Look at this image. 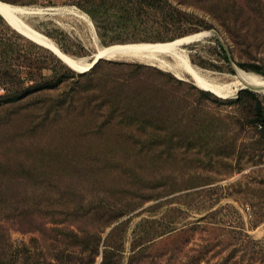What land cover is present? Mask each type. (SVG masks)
Masks as SVG:
<instances>
[{"label": "rangeland", "instance_id": "1", "mask_svg": "<svg viewBox=\"0 0 264 264\" xmlns=\"http://www.w3.org/2000/svg\"><path fill=\"white\" fill-rule=\"evenodd\" d=\"M0 1L52 8L25 22L75 58L189 37L182 48L196 69L264 78V0ZM86 9L112 20L102 36ZM203 32L211 34L187 44ZM134 63L150 65L102 59L71 73L0 15V69L10 78L20 68L24 85L59 79L49 94L72 102L48 109V91L14 101L0 82V264H264V128L255 115L264 93L206 94L183 70L126 65Z\"/></svg>", "mask_w": 264, "mask_h": 264}, {"label": "bare ground", "instance_id": "2", "mask_svg": "<svg viewBox=\"0 0 264 264\" xmlns=\"http://www.w3.org/2000/svg\"><path fill=\"white\" fill-rule=\"evenodd\" d=\"M42 11L43 8L36 6H15L0 1V15L6 18L11 27L13 26L22 34L53 51L66 65L76 71H86L89 69L94 56L105 55L104 57L109 59H137L155 64L160 68L171 69L175 74H180V70H183L188 73L194 81L193 83L201 88L210 90V92H214V94L230 95L240 87H251L264 93V78L256 73L237 69V74L227 77V79H221L211 77L193 67L188 60L187 51L182 48V44L189 37L164 42H134L96 46L94 55L91 58L72 57L62 52L49 37L33 29L25 22L24 16L39 12L43 13ZM85 18L87 17L85 16Z\"/></svg>", "mask_w": 264, "mask_h": 264}, {"label": "trees", "instance_id": "3", "mask_svg": "<svg viewBox=\"0 0 264 264\" xmlns=\"http://www.w3.org/2000/svg\"><path fill=\"white\" fill-rule=\"evenodd\" d=\"M36 1L31 0V1H28V3H35ZM73 2H75V4L79 6H83L84 4V0L83 1H73ZM86 11L89 14L91 20L93 21L98 35L102 36L103 30L107 28L110 24H112V20L107 17H98L96 16L94 12H92L89 9H86ZM127 20L129 21V18H123L122 20L118 19V22H128ZM217 46L219 50L221 51V53L223 54V58L225 59V61L230 62V59L227 54V50L224 47V45L217 41ZM101 63H102V59L99 60L90 70L94 71ZM235 63L246 70H253L255 72L261 73L260 69L256 65H250V67H245V65H243L242 63H239V62H235ZM126 65L132 66L135 69L138 68V69H143L147 71L150 70V71H154V72L162 74V72L154 66L144 65L140 63L126 64ZM66 69L69 72L74 73L73 69L69 67L68 68L66 67ZM21 72L22 71H20V68H19V70L14 72L15 75L9 78L7 71L6 70L2 71L0 69V82L1 84H6V83L8 84L7 96L12 98L14 101H19L23 99V97H25L26 95L29 96V94H36L37 92H40V91H48L47 93L40 95V96L45 97V99H43L42 102L44 103V105L49 104V106H47L48 109H60V108H63L64 105L72 103L71 101L67 102V100H70L71 98L67 99V97H62L61 95L49 94L50 91L52 92L53 90H56V88H58L60 84L59 79L44 78V81L42 82L33 80L32 81L33 83L31 84L27 83V85L26 84L24 85L23 83H25V81H29L30 79H28L27 77L22 78L20 75ZM27 73L29 72L27 71ZM166 74L173 78V76L170 73H166ZM140 75H142V73H140ZM177 81L179 82V80ZM27 89H29L31 93L29 92L25 93ZM205 93L210 94L212 92L206 90ZM255 115L257 117L259 125H261L264 128V113L260 105H257Z\"/></svg>", "mask_w": 264, "mask_h": 264}, {"label": "water", "instance_id": "4", "mask_svg": "<svg viewBox=\"0 0 264 264\" xmlns=\"http://www.w3.org/2000/svg\"><path fill=\"white\" fill-rule=\"evenodd\" d=\"M48 9H52V8H43V13L44 12H48V11H51V10H48ZM2 16V18L8 23V21L6 20V18L3 16V15H1ZM9 24V23H8ZM10 25V24H9ZM211 34V32H209V33H207V32H203V33H201V35H199L198 37H196L195 39H192L191 41H189V42H187V44L188 43H190V42H193V41H199V40H201V39H203L204 37H206V36H208V35H210ZM94 54H90L89 56H87V57H85V58H91L92 56H93ZM105 55H100V56H98V57H96V56H94V58H93V60L91 61V64H90V66H89V69H87L86 71H88V70H90L99 60H101V59H109V58H106V57H104ZM148 64H150V65H153V66H157V65H155V64H151V63H148ZM235 69L237 70V68L235 67ZM74 70V69H73ZM80 72H85V71H80ZM242 88H244V87H242ZM205 90H208V89H205ZM210 91V90H209Z\"/></svg>", "mask_w": 264, "mask_h": 264}]
</instances>
